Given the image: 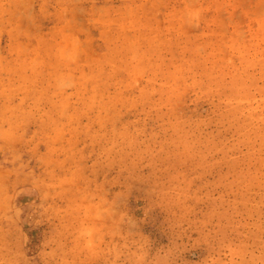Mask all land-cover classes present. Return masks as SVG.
<instances>
[{
  "label": "rangeland",
  "instance_id": "374dc122",
  "mask_svg": "<svg viewBox=\"0 0 264 264\" xmlns=\"http://www.w3.org/2000/svg\"><path fill=\"white\" fill-rule=\"evenodd\" d=\"M0 264H264V0H0Z\"/></svg>",
  "mask_w": 264,
  "mask_h": 264
}]
</instances>
